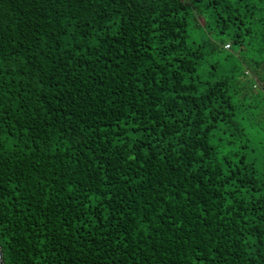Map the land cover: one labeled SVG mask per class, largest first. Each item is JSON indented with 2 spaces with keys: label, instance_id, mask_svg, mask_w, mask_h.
Returning a JSON list of instances; mask_svg holds the SVG:
<instances>
[{
  "label": "trees",
  "instance_id": "16d2710c",
  "mask_svg": "<svg viewBox=\"0 0 264 264\" xmlns=\"http://www.w3.org/2000/svg\"><path fill=\"white\" fill-rule=\"evenodd\" d=\"M0 247L264 264V0H0Z\"/></svg>",
  "mask_w": 264,
  "mask_h": 264
},
{
  "label": "water",
  "instance_id": "95a60500",
  "mask_svg": "<svg viewBox=\"0 0 264 264\" xmlns=\"http://www.w3.org/2000/svg\"><path fill=\"white\" fill-rule=\"evenodd\" d=\"M0 264H4L3 263V258H2V250H1V247H0Z\"/></svg>",
  "mask_w": 264,
  "mask_h": 264
},
{
  "label": "built area",
  "instance_id": "2783aa9c",
  "mask_svg": "<svg viewBox=\"0 0 264 264\" xmlns=\"http://www.w3.org/2000/svg\"><path fill=\"white\" fill-rule=\"evenodd\" d=\"M226 46H227V47H230V44H229V43H227V44H226Z\"/></svg>",
  "mask_w": 264,
  "mask_h": 264
},
{
  "label": "rangeland",
  "instance_id": "374dc122",
  "mask_svg": "<svg viewBox=\"0 0 264 264\" xmlns=\"http://www.w3.org/2000/svg\"><path fill=\"white\" fill-rule=\"evenodd\" d=\"M225 47H227L226 45H225ZM228 48V47H227Z\"/></svg>",
  "mask_w": 264,
  "mask_h": 264
}]
</instances>
